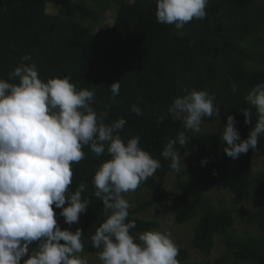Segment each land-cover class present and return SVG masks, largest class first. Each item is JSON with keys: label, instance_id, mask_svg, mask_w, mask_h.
<instances>
[{"label": "trees", "instance_id": "obj_1", "mask_svg": "<svg viewBox=\"0 0 264 264\" xmlns=\"http://www.w3.org/2000/svg\"><path fill=\"white\" fill-rule=\"evenodd\" d=\"M91 1L0 0V78L8 79L21 57L31 54L42 79L71 76L78 89L95 88L93 106L97 112L108 110L106 122L126 119L122 138L127 141L139 135L141 147L162 164L140 185L152 194L150 198L129 209L128 219L136 223L133 234L157 228V223L137 218L138 213L160 202H174L176 223L198 217L192 239L195 249L209 257L216 236H222L227 248L214 263H186L190 252L179 248L181 264H226L229 256L239 264H264V171L255 172L250 166L252 158L264 157V136L255 151L250 149L236 159L224 152L220 139L228 115L235 117L241 139L255 125V114L246 124L240 110L251 107L245 97L255 84L264 82V0H209L206 17L181 30L157 22L155 0ZM48 4L58 6L59 12L48 14ZM112 6L117 8L112 27L95 32ZM119 80L120 94L112 102L108 89ZM234 82L238 85L235 93ZM184 88L215 94L219 116L206 117L203 123L216 125L220 131L187 133L191 138L187 146L177 144L176 149L182 162H189L185 173L190 178L165 189L158 179L172 170L161 151L183 125L170 115L163 123L157 120ZM133 104L143 109V115L130 110ZM84 152L87 158L72 166L71 188L84 183L82 195L91 199V205L73 228L84 231V252L94 254L98 250L90 237L103 222V204L94 196L91 181L108 157L97 156L89 147ZM204 158H208L206 164L201 163ZM211 187L232 193L233 206L218 208L208 195ZM243 203L254 208L245 213L244 221L259 234L235 228L234 214ZM54 210L57 220H64L59 216L61 209Z\"/></svg>", "mask_w": 264, "mask_h": 264}, {"label": "clouds", "instance_id": "obj_2", "mask_svg": "<svg viewBox=\"0 0 264 264\" xmlns=\"http://www.w3.org/2000/svg\"><path fill=\"white\" fill-rule=\"evenodd\" d=\"M155 3L157 22L181 30L206 17L209 0ZM237 87L235 82L231 85L233 93ZM120 89V80L111 84L112 102ZM182 91L157 120L163 123L170 115L183 125L161 151L177 173L186 165L176 145L186 147L191 140L187 133L200 132L206 117L220 113L214 93L194 88ZM94 100L95 88L78 89L71 76L42 79L31 54L21 57L8 79L0 78V264H89L81 255L84 231L62 230L54 210L61 209L59 216L72 225L91 205V199L82 195L84 183L71 188L72 166L87 158L85 147L108 157L91 181L94 196L103 204V222L90 237L99 264H181L180 249L170 231L133 234L136 223L128 219L131 203L127 194L152 177L162 167L161 161L141 147L139 135L125 141L120 133L126 119L106 122L108 110L97 112ZM245 100L251 107L240 110L244 122L250 124L256 116L248 137L241 139L233 115L227 116L220 132L224 152L233 159L255 151L264 136V82L255 84ZM130 110L143 115L136 104ZM207 162L208 158L201 161ZM33 242H37L35 247Z\"/></svg>", "mask_w": 264, "mask_h": 264}, {"label": "rangeland", "instance_id": "obj_3", "mask_svg": "<svg viewBox=\"0 0 264 264\" xmlns=\"http://www.w3.org/2000/svg\"><path fill=\"white\" fill-rule=\"evenodd\" d=\"M93 0L90 2L92 3ZM59 12L58 6L54 4L47 5V13L48 14H57ZM117 8L115 6L110 7L104 18L99 20V23L94 27L95 32L111 28L115 16H116ZM201 131H220L216 125L202 123ZM186 167L182 165L181 171L177 172H170L164 177H160L158 179L159 186L165 189L173 188L179 180L189 179L190 176L185 173L186 169L189 166L188 161H184ZM251 168L255 172L264 171V157L261 158H252L250 163ZM152 194L143 187H139L134 193L127 194V199L131 203V209H136L141 203L147 201ZM208 195L212 198L214 204L218 208L228 207L231 208L232 205V193L229 191L222 189L217 190L215 187H211L208 191ZM254 208L251 205L246 203L241 204L238 207V210L234 214L235 218V228L243 233L245 230H250L254 234H259V231L254 228L252 225L247 224L244 221V216L247 211H252ZM175 214H176V206L174 202H160L154 205L153 207L140 212L136 215L137 218L147 221H152L157 223L158 230L161 231H170L172 234V238L174 239L175 243L179 246V248L186 249L190 252V258L186 262H209L214 263L216 260L220 259L227 251L226 246L222 242V236H216L215 238V247L211 252L209 257H205L200 251L195 249L192 244V239L194 236L195 227L198 221V217L193 218L183 224H178L175 222ZM81 221V215L79 218V222L76 223L78 225ZM61 226V229H70L71 231H75L72 225H68L62 221H58ZM82 256L89 260V264H99L97 259V253L88 254L83 251L81 253ZM226 264H239L234 257L229 256Z\"/></svg>", "mask_w": 264, "mask_h": 264}]
</instances>
